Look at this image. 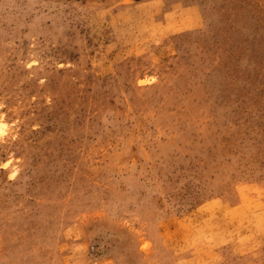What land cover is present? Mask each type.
I'll use <instances>...</instances> for the list:
<instances>
[{
	"label": "rangeland",
	"instance_id": "374dc122",
	"mask_svg": "<svg viewBox=\"0 0 264 264\" xmlns=\"http://www.w3.org/2000/svg\"><path fill=\"white\" fill-rule=\"evenodd\" d=\"M0 264H264V0H0Z\"/></svg>",
	"mask_w": 264,
	"mask_h": 264
}]
</instances>
